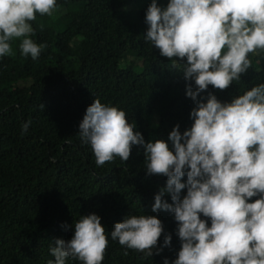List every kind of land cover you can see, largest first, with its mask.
Returning a JSON list of instances; mask_svg holds the SVG:
<instances>
[{
  "label": "trees",
  "instance_id": "16d2710c",
  "mask_svg": "<svg viewBox=\"0 0 264 264\" xmlns=\"http://www.w3.org/2000/svg\"><path fill=\"white\" fill-rule=\"evenodd\" d=\"M168 2L157 0L161 7ZM151 3L57 0L51 16L37 14L31 22L35 34L30 38L44 46L39 58L22 56L19 40L11 42L13 55L0 58V264L54 261L55 240L71 239L74 222L93 213L101 217L109 240L103 264H164L165 259L172 264L177 258L181 241L174 214L152 211L168 178L147 174L141 146H133L126 162L116 157L97 166L90 144L78 134L96 98L125 111L146 142L168 141L177 124L181 133L193 124L196 103L186 91L195 83L184 77L181 63L186 61L173 67L145 40ZM250 59L252 67L239 81L224 91L210 85L198 99L212 93L230 103L264 83V54H250ZM29 120L22 135L21 126ZM186 194L182 190L181 197ZM163 199L172 203L168 194ZM131 215L162 221L159 254L154 249L147 257L111 239L114 225ZM169 234L171 245L164 247ZM66 264L81 262L68 258Z\"/></svg>",
  "mask_w": 264,
  "mask_h": 264
},
{
  "label": "clouds",
  "instance_id": "9594fccd",
  "mask_svg": "<svg viewBox=\"0 0 264 264\" xmlns=\"http://www.w3.org/2000/svg\"><path fill=\"white\" fill-rule=\"evenodd\" d=\"M56 8L57 0H0V58L13 55L11 42L19 40L22 56L37 60L44 46L30 38L35 34L31 22ZM145 22V40L161 56L173 67L186 61L181 63L184 77L195 83L186 91L196 103L193 124L183 133L177 124L168 136L171 146L163 139L146 142L125 111L96 98L78 134L90 144L97 166L116 157L126 162L133 146H141L147 174L168 178L152 211L171 212L178 223L181 248L172 264H264V83L230 103L212 93L206 102L198 99L210 85L228 89L252 67L250 54H264V0H169L166 7L152 0ZM30 124H22V135ZM166 194L172 203L163 199ZM253 197L258 198L249 202ZM163 233L157 216L131 215L110 235L122 247L151 257L154 249L162 251L157 246ZM171 240V234L165 236L164 247ZM108 244L101 217L84 215L74 222L71 239L55 240L50 247L55 259L47 264H66L68 258L103 264Z\"/></svg>",
  "mask_w": 264,
  "mask_h": 264
}]
</instances>
